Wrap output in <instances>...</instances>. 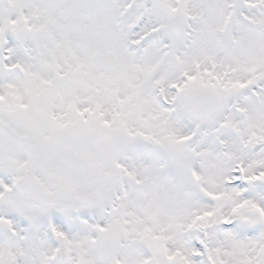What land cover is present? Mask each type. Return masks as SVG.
I'll return each instance as SVG.
<instances>
[{
  "label": "snow or ice",
  "instance_id": "obj_1",
  "mask_svg": "<svg viewBox=\"0 0 264 264\" xmlns=\"http://www.w3.org/2000/svg\"><path fill=\"white\" fill-rule=\"evenodd\" d=\"M0 264H264V0H0Z\"/></svg>",
  "mask_w": 264,
  "mask_h": 264
}]
</instances>
